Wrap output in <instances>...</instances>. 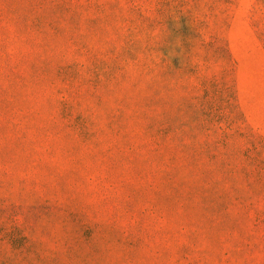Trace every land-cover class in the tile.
I'll use <instances>...</instances> for the list:
<instances>
[{
	"label": "rangeland",
	"instance_id": "obj_1",
	"mask_svg": "<svg viewBox=\"0 0 264 264\" xmlns=\"http://www.w3.org/2000/svg\"><path fill=\"white\" fill-rule=\"evenodd\" d=\"M0 264H264V0H0Z\"/></svg>",
	"mask_w": 264,
	"mask_h": 264
}]
</instances>
